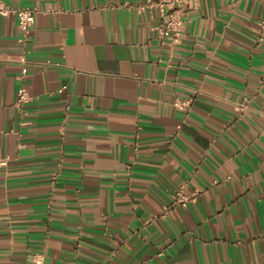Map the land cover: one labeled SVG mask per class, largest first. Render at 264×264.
<instances>
[{"label": "crops", "instance_id": "obj_1", "mask_svg": "<svg viewBox=\"0 0 264 264\" xmlns=\"http://www.w3.org/2000/svg\"><path fill=\"white\" fill-rule=\"evenodd\" d=\"M4 1L0 264H264V2Z\"/></svg>", "mask_w": 264, "mask_h": 264}, {"label": "built area", "instance_id": "obj_2", "mask_svg": "<svg viewBox=\"0 0 264 264\" xmlns=\"http://www.w3.org/2000/svg\"><path fill=\"white\" fill-rule=\"evenodd\" d=\"M201 0H147V2L153 3L159 11L160 23L157 25L158 34L162 35L166 32L175 33L179 25L182 23L183 16L188 8H193L198 5ZM264 2V0H262ZM13 14L16 19V24L20 31L24 34L27 29L32 25L34 16L33 10L26 7H17L6 3L4 0H0V15ZM264 29V19H257L255 21V39L261 40V32ZM29 99L27 91L19 86L16 90L15 104L21 106ZM178 107L182 108L187 105L186 100L176 99L174 101ZM4 160H1L3 163ZM215 182V181H213ZM194 193L186 194L179 187L171 194V203L184 204L187 200L191 199ZM43 254L38 253L34 256V263L40 264Z\"/></svg>", "mask_w": 264, "mask_h": 264}]
</instances>
